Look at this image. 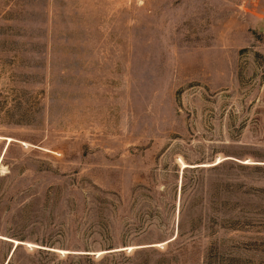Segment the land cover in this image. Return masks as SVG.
<instances>
[{"label": "rangeland", "instance_id": "obj_1", "mask_svg": "<svg viewBox=\"0 0 264 264\" xmlns=\"http://www.w3.org/2000/svg\"><path fill=\"white\" fill-rule=\"evenodd\" d=\"M0 264H264V0H0Z\"/></svg>", "mask_w": 264, "mask_h": 264}]
</instances>
